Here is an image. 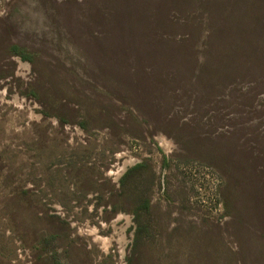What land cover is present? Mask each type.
Masks as SVG:
<instances>
[{
	"label": "rangeland",
	"instance_id": "374dc122",
	"mask_svg": "<svg viewBox=\"0 0 264 264\" xmlns=\"http://www.w3.org/2000/svg\"><path fill=\"white\" fill-rule=\"evenodd\" d=\"M206 24L169 0H0V264H128L138 226L141 264H264V56L201 80Z\"/></svg>",
	"mask_w": 264,
	"mask_h": 264
},
{
	"label": "trees",
	"instance_id": "16d2710c",
	"mask_svg": "<svg viewBox=\"0 0 264 264\" xmlns=\"http://www.w3.org/2000/svg\"><path fill=\"white\" fill-rule=\"evenodd\" d=\"M169 4L170 9L177 14L187 15L191 12H199L206 17V26L209 31L206 41L208 50L199 71L201 80L210 84L221 78L232 82L244 73L247 64L257 63L264 56V0H169ZM160 6V3L156 2L157 10ZM184 41L186 40H182V42ZM11 52L22 59H28L24 56L19 45H13ZM55 98L54 100H56ZM58 119L61 124L66 122L64 118L59 117ZM80 125L86 130V123L81 122ZM142 166L141 163L133 169H129L121 177L118 188H115V185L111 186L109 205L112 208L113 216L118 210L124 209L121 203L118 204L113 199L120 198L123 200L130 194L128 187L130 175ZM223 176L224 187L221 194L225 207L230 209L235 206L232 190L242 193L245 188L239 177H230L228 171H223ZM75 185L83 197L90 191L97 192V196L102 194L101 189L96 184H94L95 189L92 190L83 188L80 182ZM246 185L248 188L250 187L248 184ZM95 206L99 205L95 204ZM146 207H152L150 197L144 200L143 206L141 205V208ZM139 209V205H137L133 211L137 222L140 218ZM104 210L107 211L106 207ZM141 231L142 227L138 226L133 243L134 256L129 258L128 264H141L143 261V255L146 251L143 252L144 243L140 237ZM212 259L217 258L209 257L205 264H214ZM209 261L211 262L209 263Z\"/></svg>",
	"mask_w": 264,
	"mask_h": 264
},
{
	"label": "bare ground",
	"instance_id": "6f19581e",
	"mask_svg": "<svg viewBox=\"0 0 264 264\" xmlns=\"http://www.w3.org/2000/svg\"><path fill=\"white\" fill-rule=\"evenodd\" d=\"M128 164V161H126L125 163H124V166H126ZM125 168V167H124Z\"/></svg>",
	"mask_w": 264,
	"mask_h": 264
}]
</instances>
